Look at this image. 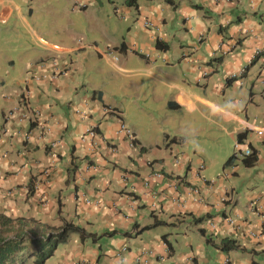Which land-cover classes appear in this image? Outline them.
I'll return each instance as SVG.
<instances>
[{"label":"crops","instance_id":"1","mask_svg":"<svg viewBox=\"0 0 264 264\" xmlns=\"http://www.w3.org/2000/svg\"><path fill=\"white\" fill-rule=\"evenodd\" d=\"M70 2L86 15L94 4ZM27 4L0 0V23L11 21L45 51L18 63L7 58L10 68H0V213L31 218L38 231L69 221L92 234L70 233L40 264H264V187H257L264 172L256 178L250 166L234 167L207 177L203 160L193 166L177 146L216 129L232 141L230 155L237 141L255 151L254 164L264 163L257 132L264 127V0H124L114 7L115 25L100 18L72 44L66 37L80 32L43 29ZM45 13L57 27V9ZM174 41L180 48L171 55ZM255 49L260 55L252 58ZM73 53L95 55L136 88L147 85L144 107L178 124L163 138H145L126 121L124 103L76 76L63 56ZM182 63L185 74L171 71ZM85 84L96 93L81 91ZM89 126L95 138L86 135ZM194 151L203 158L201 147ZM243 173L250 185L238 189ZM222 239L233 247L222 249Z\"/></svg>","mask_w":264,"mask_h":264},{"label":"rangeland","instance_id":"2","mask_svg":"<svg viewBox=\"0 0 264 264\" xmlns=\"http://www.w3.org/2000/svg\"><path fill=\"white\" fill-rule=\"evenodd\" d=\"M24 5V8L27 7V3H29L30 7L33 9L34 16L33 18L38 22L44 24L43 29H51L57 28L60 35L67 36V32L71 29H75L80 33H74L66 38L71 40V44L73 41L82 42L84 35L81 34L85 32L86 28H88L89 24H93V26H97L96 20L102 18L101 21L111 22L112 25H115V15H114V7H119L124 3V0H94V4L91 6H87L88 15L80 13L82 9L78 7H74L71 4L70 0H17ZM53 5L57 9V23L56 26L50 25L51 19L49 13H45V10ZM77 9V10H72ZM174 18V17H173ZM39 29L41 27L38 26ZM91 31L97 34L96 31ZM22 30L19 28H12V22L0 23V68L3 73L7 67L10 68L6 64L7 58H12L13 60L18 61H26V59H33L37 55L41 54L42 49L37 47L35 44L29 41V39L25 38L22 35ZM93 35V33H90ZM74 43V42H73ZM172 47L169 49V53L172 55L177 52V49L180 48L176 41L171 43ZM33 46L34 50L31 48ZM65 60L69 57L72 60L73 69H75L76 76H80L81 74L86 75L85 82L87 85H96L98 89L103 91L104 97L107 101H113V99H117L126 105V121H131L132 123H137L141 129V134L150 139L163 138L162 132L165 131L167 127H173L178 124V120H170V122H162L163 114H159L154 112L153 116L150 110L144 107L142 102L143 97L148 99L150 96L151 89H148V86L145 85L143 88H136L135 85L124 76L116 74L115 71L108 66L107 64H103L101 61L97 59V57L86 55V54H64ZM118 56V55H117ZM181 60V59H180ZM183 63L180 67L176 66L175 69H171L173 72L183 73L185 74V68H183ZM21 69L16 67L15 74L19 72ZM182 69V70H181ZM236 79V78H234ZM238 80V77L237 79ZM86 91L90 94L91 89L86 88V84L82 86L81 91ZM237 95L238 93H234ZM165 119V117H164ZM184 120H182L183 122ZM204 124V123H200ZM187 127V129H186ZM188 125H184L182 128L185 131H189ZM195 129L200 130V126L197 125ZM204 133V132H203ZM205 138H186V141L182 144H178L177 146L182 149L189 157H191V164L197 165L200 160H203L205 169L203 170L204 175L207 177L213 176L216 173H219V176L228 171L230 166L227 165L224 169L221 167L223 161L230 155L232 150V141L228 142L220 137L219 132L216 129H211L206 131L204 134ZM201 147L204 150L203 158H201L200 154L197 151H194L195 147ZM229 151V152H228ZM174 162L173 157H171ZM238 160V159H237ZM258 163L250 166H244L240 161L234 165V167H239L243 171V169H249L250 175L258 178L260 173L264 172V163L261 164V167L257 165ZM208 172V173H207ZM246 173V172H245ZM250 175L241 174L239 176L240 188H246L245 184L250 185L251 178ZM257 187L258 189H263L264 184L258 180ZM262 185V186H260ZM238 198L240 201L243 199V193H238ZM208 230L205 229V237L209 236ZM99 236V235H97ZM36 256L33 255L26 262V264H34L33 259ZM49 258V257H48ZM51 258V256H50ZM55 258V257H54ZM58 259V258H57ZM47 260L44 264H57L56 259Z\"/></svg>","mask_w":264,"mask_h":264},{"label":"trees","instance_id":"3","mask_svg":"<svg viewBox=\"0 0 264 264\" xmlns=\"http://www.w3.org/2000/svg\"><path fill=\"white\" fill-rule=\"evenodd\" d=\"M126 1L128 4H134V0ZM159 45L157 41L156 46ZM120 48L123 46L120 45ZM214 59L220 60V58ZM231 79L234 78H229V80ZM91 93L94 95L96 91L92 90ZM237 137L239 138L240 134ZM238 141L240 140L238 139ZM235 159H239L244 166H252L257 160V156L254 150H251L250 154L246 156L239 157L231 154L223 162V167L233 163ZM201 220L202 218H198V221ZM38 223L31 218L9 217L0 213V264H26L33 255L36 256L33 262L40 264L52 255L57 244L65 241L70 233L78 234L80 239L92 237V234L86 232L83 227L69 221H63L60 226L49 231L44 230L42 225H40L39 231L35 230L34 224ZM220 244L222 249H229L234 245L233 241L228 239H222Z\"/></svg>","mask_w":264,"mask_h":264},{"label":"built area","instance_id":"4","mask_svg":"<svg viewBox=\"0 0 264 264\" xmlns=\"http://www.w3.org/2000/svg\"><path fill=\"white\" fill-rule=\"evenodd\" d=\"M145 24H148V22H145ZM259 52H260V50L259 49H255L254 51H253V53H252V58L253 57H257V56H259L260 54H259ZM145 56H147V55H145ZM115 59V58H114ZM263 62H264V59H263ZM37 78V77H36ZM27 94V92H25V95ZM16 110H18L17 108L14 110V111H16ZM73 111L74 112H76V113H78V114H80V115H82L83 114V112L81 111V110H79V109H77V108H74L73 109ZM13 113V111L11 110L10 112H8V115H11ZM118 130L120 131V132H122L126 137H127V139H128V142H129V145L130 146H132V144H133V134L131 133V131L122 123V122H120L119 123V128H118ZM85 133H86V135L87 136H89V137H94L95 138V126H89V127H86L85 128ZM257 132H258V134H259V136H260V138L262 139V140H264V127L263 128H260V129H258L257 130ZM250 149L248 148V147H246V146H241V145H238V143L236 142L235 144H234V153H233V155L234 156H246V155H248V154H250ZM203 167V164L202 163H200L199 164V166H198V168L200 169V168H202ZM230 168L232 169V168H234V166L233 165H230ZM226 174V173H225ZM224 174V175H225ZM155 176H159L160 174H158V173H156V174H154ZM221 177H222V175H220ZM213 180H209V182H212ZM261 197V196H260ZM256 200V199H255ZM254 199L253 200H251L250 201V204L253 202V201H255ZM232 219L230 218V217H226V222L227 223H232ZM209 227L210 228H213V223L212 222H209ZM252 235H256V233H252Z\"/></svg>","mask_w":264,"mask_h":264},{"label":"clouds","instance_id":"5","mask_svg":"<svg viewBox=\"0 0 264 264\" xmlns=\"http://www.w3.org/2000/svg\"><path fill=\"white\" fill-rule=\"evenodd\" d=\"M232 78H234V77H232ZM262 128H263V127H262ZM261 140H262V139H261ZM262 141H264V140H262ZM236 142H237V141H236ZM236 142H235V143H236ZM235 143H234V144H235ZM237 143L239 144V142H237ZM250 151H251V150H250ZM233 153H234V150H233ZM228 165H229V166H230V165H233V166H234L233 163H230V164H228Z\"/></svg>","mask_w":264,"mask_h":264}]
</instances>
